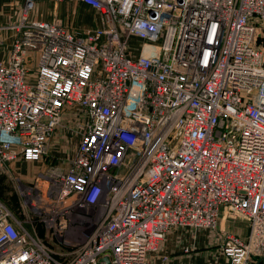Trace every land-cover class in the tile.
<instances>
[{
	"label": "built area",
	"instance_id": "built-area-1",
	"mask_svg": "<svg viewBox=\"0 0 264 264\" xmlns=\"http://www.w3.org/2000/svg\"><path fill=\"white\" fill-rule=\"evenodd\" d=\"M34 1L0 61V167L35 173L24 218L0 202V264H151L180 230L263 259L264 0H68L100 16L81 32L29 20Z\"/></svg>",
	"mask_w": 264,
	"mask_h": 264
},
{
	"label": "crops",
	"instance_id": "crops-1",
	"mask_svg": "<svg viewBox=\"0 0 264 264\" xmlns=\"http://www.w3.org/2000/svg\"><path fill=\"white\" fill-rule=\"evenodd\" d=\"M25 4L26 0H0V61L7 58L15 37V32L6 27L17 24ZM28 18L32 21L60 23L73 32L95 29L101 24L100 16L92 8L68 0L61 3L36 0ZM4 27L6 29H2ZM21 165L25 164L17 165L14 172L19 176L27 175L26 171L20 170ZM227 219V215H219L217 231L232 233L235 230L233 224L228 225ZM242 225L243 230H239L242 233L232 234L245 240L248 227L245 222ZM216 234V231H172L166 236L158 253L151 257V264H226L216 242ZM185 248L189 250L185 251ZM256 264H264V258L258 259Z\"/></svg>",
	"mask_w": 264,
	"mask_h": 264
},
{
	"label": "rangeland",
	"instance_id": "rangeland-1",
	"mask_svg": "<svg viewBox=\"0 0 264 264\" xmlns=\"http://www.w3.org/2000/svg\"><path fill=\"white\" fill-rule=\"evenodd\" d=\"M33 169H35L37 172H39L40 167L33 166ZM21 171H26L27 175L19 176L17 173L14 172V170H10L9 168H3L0 167V202L4 204L13 214L16 218L22 219L24 218V198L21 197L20 192L22 191V188L20 187L19 182L24 184V186L30 187L34 178L35 173L33 174V171L29 168L28 165L20 166ZM43 213V211H42ZM36 216L40 217L39 214L34 213ZM227 215V221L228 225H234V231L232 233H242L244 220L241 219H232L228 217L227 210L225 208H222L220 211V215ZM29 230V229H28ZM72 231H67L64 234L63 240L66 242H70V238L73 239L72 244H80L78 240H82L81 234H72ZM36 235L40 238V235L38 234V231L36 232ZM240 238V237H239ZM241 240H244V238H240ZM48 240V243H52L55 245V251L60 252L62 250L68 249L67 251H71L70 248H74L72 244L67 243V246L63 244V246L58 245V243ZM69 246V247H68Z\"/></svg>",
	"mask_w": 264,
	"mask_h": 264
},
{
	"label": "trees",
	"instance_id": "trees-1",
	"mask_svg": "<svg viewBox=\"0 0 264 264\" xmlns=\"http://www.w3.org/2000/svg\"><path fill=\"white\" fill-rule=\"evenodd\" d=\"M262 43H263V45H264V37H263V39H262ZM36 230L38 231V234L40 235V237H43V232H44V230H43V227H42V224H37L36 225Z\"/></svg>",
	"mask_w": 264,
	"mask_h": 264
},
{
	"label": "water",
	"instance_id": "water-1",
	"mask_svg": "<svg viewBox=\"0 0 264 264\" xmlns=\"http://www.w3.org/2000/svg\"><path fill=\"white\" fill-rule=\"evenodd\" d=\"M103 262H105L106 264H110L109 260L108 259H102Z\"/></svg>",
	"mask_w": 264,
	"mask_h": 264
}]
</instances>
